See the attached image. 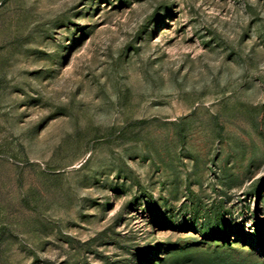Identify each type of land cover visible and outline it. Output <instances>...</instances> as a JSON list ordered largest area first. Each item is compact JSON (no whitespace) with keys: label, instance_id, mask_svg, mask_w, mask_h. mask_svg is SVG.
Masks as SVG:
<instances>
[{"label":"rangeland","instance_id":"rangeland-1","mask_svg":"<svg viewBox=\"0 0 264 264\" xmlns=\"http://www.w3.org/2000/svg\"><path fill=\"white\" fill-rule=\"evenodd\" d=\"M0 264H264V0H0Z\"/></svg>","mask_w":264,"mask_h":264}]
</instances>
